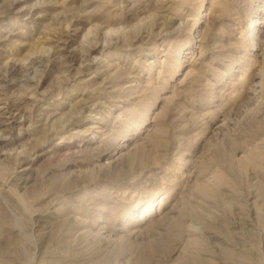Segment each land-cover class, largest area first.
<instances>
[{
  "label": "rangeland",
  "instance_id": "rangeland-1",
  "mask_svg": "<svg viewBox=\"0 0 264 264\" xmlns=\"http://www.w3.org/2000/svg\"><path fill=\"white\" fill-rule=\"evenodd\" d=\"M260 18L264 0H0V264H264ZM43 96L75 107L57 135ZM77 120L100 127L47 147Z\"/></svg>",
  "mask_w": 264,
  "mask_h": 264
},
{
  "label": "bare ground",
  "instance_id": "bare-ground-1",
  "mask_svg": "<svg viewBox=\"0 0 264 264\" xmlns=\"http://www.w3.org/2000/svg\"><path fill=\"white\" fill-rule=\"evenodd\" d=\"M20 3V2H19ZM21 7V6H20ZM32 7V6H31ZM36 13V12H35ZM33 11H29V16L30 17H34L33 16ZM202 17V14H200V16L197 18L196 20V24L195 26L198 25L199 21H200V18ZM110 27V26H109ZM111 29V28H110ZM114 29V28H113ZM56 30V29H55ZM53 32V31H52ZM250 35L254 36V35H258L259 33H264V19L262 20L260 18L259 22L256 24V28L253 27L250 31ZM56 34V33H55ZM55 37V36H54ZM42 38V37H40ZM45 38V36H44ZM43 38V39H44ZM56 38V37H55ZM252 38V37H251ZM5 40V39H4ZM46 42H49L52 41L53 43L56 41L54 39H52V36L50 37H47L45 39ZM2 43V42H0ZM257 43V42H256ZM5 45V44H4ZM45 45V44H44ZM49 45V44H48ZM38 46V45H37ZM50 51V50H49ZM49 57V56H48ZM73 57V56H72ZM14 66H16V64L14 63ZM260 68V67H259ZM19 70V69H18ZM15 71V70H14ZM103 80V79H102ZM255 83V82H254ZM100 84V83H99ZM10 89V88H9ZM45 96V95H44ZM43 96V99H35L34 100V106H36L35 108H37L35 110V113H36V116H37V119H36V123H40V129L42 131H44V133H52V134H55L57 135V131H61V129L59 130V126L62 125V124H66V122H68V118L72 117L73 116V113H74V109L73 110V113L69 112H63V106L64 103H57L56 101L52 102L49 100V98H44ZM52 97V96H51ZM83 97V96H82ZM54 98V97H53ZM52 98V100H53ZM87 98V97H86ZM55 99V98H54ZM77 99V98H76ZM59 101V100H58ZM24 102V101H23ZM22 101H18L16 103H10L8 106H7V110L10 112V113H13L14 111H19V114L24 115V113H27V110L26 108L21 104ZM84 103V101H83ZM33 106V107H34ZM71 110V111H72ZM86 110V109H84ZM94 110V109H93ZM88 110H86L87 112ZM88 112H93V111H88ZM17 113V112H16ZM92 114V113H91ZM17 119L14 118V122H16ZM33 125V124H32ZM99 123L97 121H93V120H88V121H72V122H69L67 124V130H63V131H68L69 133L67 134H63L62 137L58 140V139H55V140H48L49 142H47V147H55L56 149H60V148H63L66 146V147H74V144H72L73 142V139L75 138V136H87L89 135L90 133L94 132L95 130H97V128H99ZM61 128V127H60ZM64 128V127H63ZM66 128V127H65ZM38 131V130H37ZM43 133V134H44ZM66 133V132H64ZM86 140V139H85ZM84 142V141H83ZM45 146V145H43ZM65 147V148H66ZM54 148V149H55ZM45 147H41V153L42 151H44ZM21 152V151H20ZM18 156V155H17ZM19 158V157H18ZM108 162V161H107ZM105 163V162H104ZM20 170L18 171V174L17 175V180L18 181V184H23L24 186L29 184V181H32V173H33V161H23L20 165ZM16 171V172H17ZM14 180V181H15ZM13 183H16L17 181H15ZM12 183V184H13ZM17 186V184H16ZM19 186V185H18ZM17 186V187H18ZM166 195V194H165ZM178 200V199H177ZM153 203V202H152ZM149 204L148 206H145V207H142L140 208V213H139V216L142 218V213H143V210L145 212V209H147V211L153 207V204ZM162 205V203H161ZM141 207V206H140ZM133 210V209H132ZM131 210V211H132ZM142 211V212H141ZM150 213V212H149ZM57 215V214H56ZM132 215V214H131ZM122 221V220H121ZM121 224V223H120ZM122 226V225H121ZM116 232V231H115Z\"/></svg>",
  "mask_w": 264,
  "mask_h": 264
}]
</instances>
